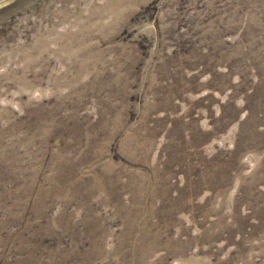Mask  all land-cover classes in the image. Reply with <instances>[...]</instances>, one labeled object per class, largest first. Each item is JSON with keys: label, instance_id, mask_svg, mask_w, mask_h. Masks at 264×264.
I'll list each match as a JSON object with an SVG mask.
<instances>
[{"label": "rangeland", "instance_id": "obj_1", "mask_svg": "<svg viewBox=\"0 0 264 264\" xmlns=\"http://www.w3.org/2000/svg\"><path fill=\"white\" fill-rule=\"evenodd\" d=\"M0 264H264V0L2 1Z\"/></svg>", "mask_w": 264, "mask_h": 264}, {"label": "water", "instance_id": "obj_2", "mask_svg": "<svg viewBox=\"0 0 264 264\" xmlns=\"http://www.w3.org/2000/svg\"><path fill=\"white\" fill-rule=\"evenodd\" d=\"M2 1H4V0H0V3H1Z\"/></svg>", "mask_w": 264, "mask_h": 264}]
</instances>
